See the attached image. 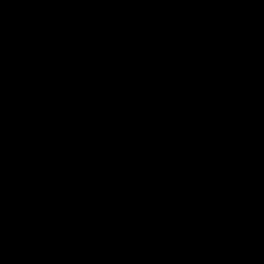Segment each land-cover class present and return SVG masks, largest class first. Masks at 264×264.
I'll list each match as a JSON object with an SVG mask.
<instances>
[{
  "label": "trees",
  "instance_id": "1",
  "mask_svg": "<svg viewBox=\"0 0 264 264\" xmlns=\"http://www.w3.org/2000/svg\"><path fill=\"white\" fill-rule=\"evenodd\" d=\"M0 264H264V0H0Z\"/></svg>",
  "mask_w": 264,
  "mask_h": 264
}]
</instances>
